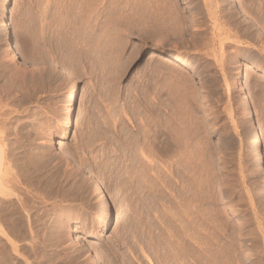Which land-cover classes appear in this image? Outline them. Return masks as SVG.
I'll use <instances>...</instances> for the list:
<instances>
[{
	"label": "rangeland",
	"instance_id": "obj_1",
	"mask_svg": "<svg viewBox=\"0 0 264 264\" xmlns=\"http://www.w3.org/2000/svg\"><path fill=\"white\" fill-rule=\"evenodd\" d=\"M127 1L0 0V31L9 30L17 49L9 56L0 43V87L18 76L9 106L19 127L12 118L9 128L29 141L19 140L10 175L20 179L10 184L15 200L0 207V225L12 230L0 226V264H182L181 202L196 195L183 175L196 168L202 263L264 264V169L252 158L243 114L248 104L264 151V0ZM148 16L157 28L140 23ZM196 157L201 166L191 163ZM95 180L107 203L92 194Z\"/></svg>",
	"mask_w": 264,
	"mask_h": 264
},
{
	"label": "bare ground",
	"instance_id": "obj_2",
	"mask_svg": "<svg viewBox=\"0 0 264 264\" xmlns=\"http://www.w3.org/2000/svg\"><path fill=\"white\" fill-rule=\"evenodd\" d=\"M107 1H109V0H107ZM129 1V0H128ZM127 1V2H128ZM208 1H210V0H208ZM238 2V0H229V2ZM111 2H112V0H111ZM122 2V1H121ZM130 2V1H129ZM138 2V1H137ZM142 2V1H141ZM146 2V1H145ZM228 2V3H229ZM118 2H116L115 3V1H114V4H117ZM120 3V2H119ZM106 4H108V3H106ZM112 4V3H111ZM121 4H123V6H124V10H125V8H127V6L129 5L128 3H126L125 5H126V7H125V5H124V3H121ZM128 4V5H127ZM120 5V4H119ZM151 5V4H150ZM111 6V5H110ZM120 6H122V5H120ZM139 6V5H138ZM151 6H153V5H151ZM155 7V6H154ZM153 7V8H154ZM157 7V6H156ZM106 8V7H105ZM144 8V7H143ZM152 8V9H153ZM211 8V7H210ZM109 9V8H108ZM121 9V8H120ZM129 9L130 10H132L133 11V9H131L130 7H129ZM150 9V8H149ZM148 9V10H149ZM259 9V8H258ZM124 10H123V13H124ZM130 10H129V13H130ZM147 10V11H148ZM113 11V10H112ZM122 11V10H121ZM141 11H142V9H141ZM144 11V10H143ZM109 12H110V10H109ZM116 12V11H115ZM126 12V11H125ZM244 12V11H243ZM111 13V12H110ZM126 13H128V12H126ZM125 13V14H126ZM128 13V14H129ZM132 14H133V12H131ZM128 14H126V15H128ZM161 14V13H160ZM134 15V14H133ZM132 15V16H133ZM136 15H137V12H136V14H135V17H136ZM140 15V14H139ZM138 15V16H139ZM150 15V14H149ZM169 15V14H168ZM167 15V16H168ZM113 16V15H112ZM125 16V15H124ZM129 16H131V14H129ZM141 16V15H140ZM144 16V15H143ZM152 16V15H151ZM122 17H123V15H122ZM127 17V16H126ZM173 17V16H172ZM112 18V17H111ZM129 18V17H128ZM131 18H134V17H131ZM130 18V19H131ZM155 18V17H154ZM164 18V17H163ZM181 18V17H180ZM138 19V18H137ZM142 19V18H141ZM140 19V20H141ZM145 19V18H144ZM153 18H151V17H146V19L145 20H141L142 22H140V23H143L144 24V28H146V29H149L150 30V28L153 26V20H152ZM127 20V19H126ZM129 20V19H128ZM127 20V21H128ZM136 20V19H135ZM139 20V19H138ZM179 20V19H178ZM111 21V20H110ZM132 21V20H131ZM137 21V20H136ZM155 21V20H154ZM114 22V21H113ZM125 22V21H124ZM181 22V21H180ZM116 23V22H115ZM114 23V24H115ZM126 23V22H125ZM156 23V22H155ZM154 23V24H155ZM139 24V23H138ZM159 25V24H158ZM119 26V25H118ZM122 26V25H121ZM123 26H124V24H123ZM130 26V25H129ZM147 26V27H146ZM157 26V25H156ZM155 25L153 26V27H156ZM173 26V25H172ZM140 28H141V24H140V26H139ZM142 27V28H143ZM129 28V27H128ZM134 28V27H133ZM157 28V27H156ZM153 28H151V30H152ZM155 29V28H154ZM2 30V29H1ZM142 31V30H141ZM154 31V30H153ZM141 34V33H140ZM144 34V33H143ZM146 35V34H145ZM140 36V35H139ZM127 37V36H126ZM12 35L10 34V32H9V30H2V31H0V43L1 44H3L4 46H5V48H6V50H7V54L10 56H16L17 55V53H16V51H15V49H16V47L14 48V46H13V44H12ZM142 38V37H141ZM143 41H144V39H143ZM163 42V41H162ZM17 50V49H16ZM153 53V55H154V57H157V58H160L161 60H164V61H167V62H169V63H172V64H176L177 65V63H184V60L182 61L181 59H179V58H175V57H173L172 55H170V54H167L166 52H163V51H158V50H156V51H154V52H152ZM17 57V56H16ZM180 65V64H179ZM187 65H191V64H187ZM194 65V64H193ZM240 64H237L236 66H235V84H236V87H237V92H238V95L239 96H241L242 97V99H243V101L245 102L246 101V97H247V92H246V90H245V88H244V86H243V83L244 82H242L241 81V79H240V72H239V70H240ZM179 67V66H178ZM193 67V66H192ZM195 67V66H194ZM193 67V68H194ZM13 69V68H12ZM16 70V69H15ZM253 70V69H252ZM35 72V71H34ZM17 73V72H16ZM33 73V72H32ZM18 74V73H17ZM21 74V73H20ZM25 74V73H24ZM24 74H23V77H24ZM28 74V73H27ZM44 74V73H43ZM8 75V74H7ZM10 75V74H9ZM19 75V74H18ZM22 75V74H21ZM29 75V74H28ZM31 75V74H30ZM2 76H4V75H2ZM6 76V75H5ZM14 76V77H13ZM12 76V79L14 78L15 79V81H14V79L12 80L11 79V76L10 77H8L6 80H5V82H3V83H5V84H3L4 85V88L5 89H1V87H0V207L1 206H3L4 204L3 203H9L8 201H11L12 199H10L11 197H13V194H15V193H13L12 194V191H16V188H14L13 189V187H15L14 186V184L13 185H10L11 183H13V182H15L16 181V179H18L17 181H20V179H19V177H18V173L17 174H13L14 176L15 175H17L16 177H18V178H16V179H14L15 181H13V178H11L10 177V175H12V171L14 172V169H16V168H18L19 167V164H20V153H19V144H20V141L19 140H21V139H19L18 140V138L19 137H17V135H16V137L15 136H12V134L10 133V131H11V129L9 128L10 126H9V124L14 120V123H15V120H16V117H15V119L12 117V116H10L11 115V113H12V115L14 114V110L13 109H11V107L9 106V104L11 103L10 102V98H12L11 97V93H12V91H13V89H11V88H13L14 86V82H17L16 80H18L17 78H18V76H17V78H15V75H13ZM41 76V75H40ZM1 79H2V77H0ZM22 78V77H21ZM33 79V78H32ZM22 80H25L24 78L22 79ZM21 80V81H22ZM27 80H28V78H27ZM27 80H25V81H23V84L25 85L26 83V81ZM30 80V79H29ZM234 80V79H233ZM14 81V82H13ZM19 81H20V78H19ZM35 81V80H34ZM33 81V82H34ZM36 82V81H35ZM30 84V83H29ZM33 84V83H32ZM16 85H18L19 86V84L18 83H16ZM28 85V83L26 84V86ZM13 86V87H12ZM29 86V85H28ZM34 86V85H33ZM22 88V87H21ZM20 88V89H21ZM16 89V88H15ZM14 89V90H15ZM17 89H19V87L17 88ZM35 89V88H34ZM5 91V94H6V96H7V98L5 99L4 97V99L6 100H4L3 98H2V96L3 95H1V92L2 91ZM39 90V89H38ZM24 91H26V92H28L27 90H24ZM15 92V91H14ZM21 93V92H20ZM28 94V93H27ZM13 95V94H12ZM20 95V94H19ZM21 97V96H20ZM27 97V96H26ZM9 99V100H8ZM13 100H15L14 99V96H13V98H12ZM11 99V100H12ZM18 99V98H17ZM38 99V98H37ZM32 100V99H31ZM17 101V100H16ZM19 101V100H18ZM245 103H247V102H245ZM12 104H14L15 105V103H14V101H13V103ZM12 106V108H14V107H18L17 106V104H16V106ZM15 108V110L17 111V109ZM19 109L18 110H21L20 109V107H18ZM24 109V108H23ZM30 109V108H29ZM32 110V109H31ZM34 110V109H33ZM38 110V109H37ZM21 111H23V110H21ZM24 111H25V109H24ZM27 111L29 112V110L27 109ZM19 113V112H18ZM32 113V112H31ZM35 114V113H34ZM243 114H244V116L247 118V125H248V127H249V130H248V132H250V134H249V143H250V146L251 147H253V149H254V151H253V153H252V158L257 162V165H258V167H262L263 169H264V151L262 150V148H261V141H260V138H259V131H258V128H257V123H256V121H255V119L251 116V109H250V107H249V105L247 104H245V106H244V111H243ZM18 115V114H17ZM27 116H28V114H27ZM12 118H13V120H12ZM19 118V117H18ZM26 118H29V117H26ZM33 117H30V119H29V121L32 119ZM21 119V118H20ZM28 120V119H27ZM35 121H37L36 119H34ZM33 119H32V121H34ZM42 120V119H41ZM40 120V122H42ZM28 121V122H29ZM67 121V120H66ZM21 123H22V120L20 121ZM24 122V121H23ZM26 123V122H25ZM31 123V122H30ZM66 123V122H65ZM18 124V123H17ZM22 124H24V123H22ZM21 124V125H22ZM27 124V123H26ZM29 124V123H28ZM19 125H20V123H19ZM31 125V124H30ZM37 125V124H36ZM41 124L39 123V126H40ZM14 126H16V123L14 124ZM18 126V125H17ZM17 126L15 127V128H17ZM32 126V125H31ZM38 126V127H39ZM67 126V124H64V126H63V128L64 127H66ZM19 127V126H18ZM21 127V126H20ZM35 127V126H34ZM33 128V126H32V129H33V131L35 130V129H38V130H40V128ZM19 129V131H20V128H18ZM45 129V128H44ZM41 131V130H40ZM18 132V131H17ZM30 132V131H29ZM143 132V131H142ZM20 133V132H19ZM27 133V132H26ZM43 133V132H42ZM32 134V133H31ZM35 134V136H36V133H34ZM34 134H32V136L34 135ZM26 135V134H25ZM40 135V134H39ZM145 135V134H144ZM18 136H20L19 134H18ZM28 136V135H27ZM38 136V135H37ZM21 137H22V134H21ZM31 137V136H30ZM40 137V136H39ZM28 139V138H27ZM33 139V138H32ZM135 139V138H134ZM23 141H24V138L22 139ZM21 140V141H22ZM29 140H31V139H29ZM156 140V139H155ZM160 140V139H159ZM28 140H26V141H24V142H27ZM29 142V141H28ZM135 143V142H134ZM27 144V143H26ZM25 145V144H24ZM22 146H23V143H22ZM26 147V150H28L27 148L29 147H27V146H25ZM32 147V146H31ZM21 148V147H20ZM23 148V147H22ZM190 148V147H189ZM30 149V148H29ZM147 149V148H146ZM31 151H32V149H30ZM42 150V149H41ZM26 152V151H25ZM24 152V155H26V153ZM28 153L27 154H29L30 153V151L28 150L27 151ZM44 152V151H43ZM193 152V151H192ZM191 152V153H192ZM36 153V152H35ZM38 153V152H37ZM150 152H148V154H149ZM199 153V152H198ZM33 154V153H32ZM31 154V155H32ZM40 154V153H39ZM44 154V153H43ZM142 154V153H141ZM23 155V156H24ZM37 155V154H36ZM45 155V154H44ZM171 155H173V154H171ZM23 156H22V158H23ZM40 156V155H39ZM47 156V155H46ZM200 156V155H199ZM27 157V156H26ZM32 157L33 158H35L36 159V157H34L33 155H32ZM38 157V156H37ZM41 157V156H40ZM189 157V156H188ZM28 158H29V155H28ZM31 158V157H30ZM137 158V157H136ZM165 158V157H164ZM193 158V157H192ZM197 158V157H196ZM201 158V157H200ZM221 158H222V161H226V159H225V157L223 156H221ZM27 159V158H26ZM35 159H31V160H33L34 162H36L35 161ZM182 159V158H181ZM28 160H30V159H28ZM46 160V159H45ZM189 160V159H188ZM188 160H184V161H187L188 163L190 162V161H188ZM194 160H195V158L193 159V162L191 161V163H198L199 164V166H201L200 165V163H199V160H198V158L196 159V160H198V162H194ZM39 162H40V160H39ZM38 162V163H39ZM146 162V161H145ZM28 163H30V162H28ZM37 163V162H36ZM187 163V164H188ZM190 163V164H191ZM202 163V162H201ZM35 164V163H34ZM34 164H32V166H34ZM142 165V164H141ZM185 166H186V163L184 164ZM189 165V164H188ZM187 165V166H188ZM196 165V167H197V164H195ZM26 166V165H25ZM27 166L29 167V164H27ZM27 166H26V168H27ZM38 166V165H37ZM167 166V165H166ZM184 166V167H185ZM190 167L192 166V165H189ZM195 166L193 167L194 169L196 168ZM21 168H22V166H21ZM38 168V167H37ZM167 168V167H166ZM199 168V167H198ZM34 169H35V167H34ZM40 169H42V168H40ZM169 168H167L166 169V171L168 170ZM184 169H186V168H184ZM189 169V167L187 168V170ZM22 170L23 171H25L23 168H22ZM22 170H21V172H22ZM180 170H181V168H180ZM191 171L190 172H192V174H189V172H187L186 170V173L183 175V178L184 179H186V180H184L185 181V183L187 182V183H189L190 182V180L192 181V183H193V185H194V191H195V193H196V195L194 196V197H189V195L188 196H186V199H185V202L183 203V201L181 202L182 203V207H183V212H184V222L182 221V219H181V221L180 222H183V223H185V221H186V223H187V225H188V227H187V230H186V228H183V230H186L184 233H185V235H184V233H183V243H184V246L186 247V250L184 251V252H186V254L184 253V255H185V257H182V259H183V261L181 262L182 264H203V263H205V262H203L204 261V258L202 257L203 255H202V252H203V250L205 249V248H203V245H204V243H203V240L205 239V237L204 238H202V236H204L203 234V230H204V227H203V220H202V211H201V205H202V197H201V178H202V174H201V169L199 170V169H197L196 168V170H195V172L194 171H192V169H190ZM16 171V170H15ZM23 173V172H22ZM28 173V172H27ZM31 173V172H30ZM29 173V174H30ZM180 173H181V171H180ZM203 173V172H202ZM24 174V173H23ZM183 174V173H182ZM26 175H28V174H26ZM175 175V174H174ZM190 175H192V176H190ZM13 176V177H14ZM36 176V175H35ZM34 176V177H35ZM44 176H46V175H44ZM182 176V175H181ZM27 177V176H26ZM28 177H30V176H28ZM32 177H33V175H32ZM38 178V177H37ZM25 178H23V180H24ZM29 179H31V177L30 178H28L27 180H29ZM42 179V178H41ZM55 179V178H54ZM26 180V179H25ZM34 180V179H33ZM36 180V179H35ZM31 181V183H29ZM28 183H29V186H30V184L32 185V180H30ZM53 181H55V180H53ZM180 181V180H179ZM184 181H183V183H184ZM37 182V181H36ZM52 182V181H51ZM16 183V182H15ZM27 183V184H28ZM38 183V182H37ZM40 183V182H39ZM229 183H231V182H227V183H225V189H226V191H229V190H231L232 188H233V186L234 185H232V184H229ZM17 184H18V182H17ZM20 184V183H19ZM33 184H34V181H33ZM36 184V183H35ZM51 185V184H50ZM11 186H13L12 188H11ZM16 186H18V188H19V185H16ZM55 186V185H54ZM184 187H186V186H184ZM191 187H192V185H191ZM36 187H34V189H35ZM48 188V187H47ZM56 188V187H55ZM92 188V187H91ZM41 189V188H40ZM182 189V188H181ZM187 189V188H186ZM27 190V189H26ZM25 190V191H26ZM44 190V189H43ZM51 190H52V188H51ZM62 190V189H61ZM184 190V189H183ZM182 190V191H183ZM21 191V190H20ZM193 191V192H194ZM204 191V190H203ZM23 192V191H22ZM28 192V191H27ZM259 192V191H258ZM50 193V192H49ZM59 193V192H58ZM173 193V192H172ZM19 194V193H18ZM26 194V193H25ZM52 194V193H51ZM54 194V193H53ZM92 194L94 195V197H97V198H99V199H104V201L107 203L108 201H106L105 200V196H106V189H105V187L99 182V181H94L93 182V189H92ZM20 195V194H19ZM35 195V194H34ZM50 195V194H49ZM62 195V194H61ZM194 195V194H193ZM11 196V197H10ZM15 196V195H14ZM17 197H19L18 195H16ZM28 196V195H27ZM30 196V195H29ZM32 196V195H31ZM37 196V195H36ZM3 197V198H2ZM9 197V198H8ZM22 197V196H21ZM34 197V196H33ZM40 197V196H39ZM38 197V198H39ZM14 198V197H13ZM42 198V197H41ZM41 198H39V199H41ZM49 198V197H48ZM107 198V197H106ZM20 199V198H19ZM13 200H15V199H13ZM13 200L11 201V202H13ZM184 200V199H183ZM16 201H17V199H16ZM16 201H14V202H16ZM19 201V200H18ZM18 201L16 202L18 205H20L22 202H20V204L18 203ZM24 201V200H23ZM32 201V200H31ZM104 201L102 200V204L104 203ZM24 203V202H23ZM22 203V204H23ZM29 203V202H28ZM28 203H25V204H27L28 205ZM16 204V205H17ZM24 204V205H25ZM40 204V203H39ZM184 204H185V207H184ZM6 205H11L10 203L9 204H6ZM23 205V209H24V206ZM26 205V206H27ZM33 205V204H32ZM104 205H106V204H104ZM15 206V205H14ZM22 206V205H21ZM29 206V205H28ZM39 206V205H38ZM41 206H43V204L41 205ZM102 206V205H101ZM5 207V206H4ZM16 207V206H15ZM19 207V209H18V211L19 210H21L20 212H22V207L20 208V206H18ZM17 207V208H18ZM30 207H31V205H30ZM102 207H104L105 208V206H102ZM2 208V207H1ZM12 208V207H11ZM177 208V207H176ZM185 208V209H184ZM25 209H26V207H25ZM28 209V208H27ZM46 209V208H45ZM107 209V208H106ZM1 210V209H0ZM9 210H11V209H9ZM29 210V209H28ZM30 210H31V208H30ZM15 211H17L16 209H15ZM24 211V214H22L23 216H24V218H25V215H26V218L27 219H29L30 217H27L28 215V213H25V210H23ZM103 212L105 211V210H102ZM173 211V210H172ZM5 213H6V211H4ZM11 212H12V210H11ZM19 212V213H20ZM32 212V211H31ZM8 214H10L9 212H7ZM23 213V212H22ZM3 214V213H2ZM8 214H5V215H2V217H3V219H4V221H5V218H4V216L6 217V215H8ZM21 214V213H20ZM103 213H101L100 215H102ZM179 214V213H178ZM205 214V213H204ZM29 215H30V213H29ZM183 215V214H182ZM103 216V215H102ZM204 216V215H203ZM0 217H1V211H0ZM8 217V216H7ZM6 217V218H7ZM15 217V216H14ZM10 219H11V217H9ZM9 218H7V219H9ZM15 218H17V217H15ZM26 218L24 219V220H26ZM177 218V217H176ZM1 219V218H0ZM6 219V220H7ZM57 219V218H56ZM19 220V219H18ZM23 220V218H22V222H20L21 221V218H20V223H25V222H23L24 221ZM30 220V219H29ZM32 220V219H31ZM58 220V219H57ZM1 221V220H0ZM8 221V220H7ZM6 221V222H7ZM17 221V220H16ZM13 222H15V221H13ZM12 222V223H13ZM27 222V221H26ZM28 222H30V221H28ZM27 222V223H28ZM58 221H56V223H57ZM100 222H101V224H102V229L103 230H105V229H107L108 227H109V221H108V219L107 218H104V219H102V217L100 218ZM8 223V222H7ZM175 223V222H174ZM173 223V224H174ZM2 224V223H1ZM4 224H6V223H4ZM20 225V224H19ZM22 225V224H21ZM29 225H31V224H29ZM186 225V224H185ZM186 225V226H187ZM1 227L3 226V224L2 225H0ZM7 225H5V227H6ZM183 225L181 224V227H182ZM8 227V226H7ZM6 227V228H7ZM16 227V226H15ZM25 227V226H24ZM33 227V226H32ZM240 227V226H239ZM3 228V227H2ZM5 228V229H6ZM9 228H10V226H9ZM9 228H7L6 230L10 233L11 231L10 230H8ZM30 228V227H29ZM56 228V227H55ZM167 228V227H166ZM1 229V228H0ZM4 229V228H3ZM5 229H4V231H5ZM13 229V228H12ZM31 229V228H30ZM172 229H174V228H172ZM214 229V228H213ZM15 230H16V228H15ZM166 230V229H165ZM240 230H241V228H240ZM239 230V231H240ZM1 231V230H0ZM20 231H21V229H20ZM169 231H171V230H169ZM29 232V231H28ZM31 232V234H32V232L33 231H30ZM172 232V231H171ZM221 232V231H220ZM4 233H7L6 231L4 232ZM3 233V234H4ZM242 233V232H241ZM0 234H1V232H0ZM11 234V233H10ZM2 235V234H1ZM8 235V234H7ZM14 235V234H13ZM4 236V235H3ZM243 236V235H242ZM235 237V236H234ZM216 238V237H215ZM222 238V237H221ZM181 239V238H180ZM181 239V240H182ZM211 239V238H210ZM8 240V239H7ZM234 241V240H233ZM204 242H205V240H204ZM211 242V241H210ZM215 242V241H214ZM231 242V241H230ZM180 243V242H179ZM178 243V244H179ZM208 243V242H207ZM233 243V242H232ZM250 244V243H249ZM12 245V244H11ZM182 245V244H181ZM205 245H206V243H205ZM204 245V246H205ZM233 245V244H232ZM251 245V244H250ZM13 246V245H12ZM183 246V247H184ZM209 246H210V244H209ZM223 246V245H222ZM248 246V245H247ZM15 247V246H14ZM177 247H178V245H177ZM176 247V248H177ZM206 247V246H205ZM213 247V246H212ZM221 247V246H220ZM224 247V246H223ZM172 248V247H171ZM208 248V247H207ZM178 249V248H177ZM209 249V248H208ZM224 249V248H223ZM205 251V250H204ZM234 251V250H233ZM249 251H251L250 249H249ZM237 252V251H236ZM179 253V252H178ZM205 253V252H204ZM221 253V252H220ZM206 255H207V253H205ZM240 254V253H239ZM249 254H252V252L250 253V252H248L246 255H249ZM218 255V254H217ZM235 255H236V253H235ZM235 255L234 256H232V257H235ZM179 256H181V255H179ZM205 256V255H204ZM210 256H212V255H210ZM222 256V255H221ZM253 256V255H252ZM251 256V257H252ZM218 257V256H217ZM243 257V256H242ZM169 259V258H168ZM181 259V258H180ZM235 259V258H234ZM210 260V259H209ZM97 261V260H96ZM212 261V260H211ZM216 261V260H215ZM242 261V260H241ZM203 262V263H202ZM207 262H209V261H207ZM234 262V261H233ZM244 262V261H243ZM174 263V262H173ZM227 263V262H226ZM220 264V263H219ZM223 264V263H222ZM225 264V263H224Z\"/></svg>",
	"mask_w": 264,
	"mask_h": 264
}]
</instances>
